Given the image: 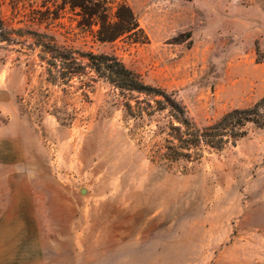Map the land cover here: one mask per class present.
I'll list each match as a JSON object with an SVG mask.
<instances>
[{
    "label": "rangeland",
    "instance_id": "rangeland-1",
    "mask_svg": "<svg viewBox=\"0 0 264 264\" xmlns=\"http://www.w3.org/2000/svg\"><path fill=\"white\" fill-rule=\"evenodd\" d=\"M125 1L148 42H99L64 0H0V264H264V126L172 160L160 97L89 66L54 82L45 47L117 56L203 127L264 96V0Z\"/></svg>",
    "mask_w": 264,
    "mask_h": 264
},
{
    "label": "trees",
    "instance_id": "trees-1",
    "mask_svg": "<svg viewBox=\"0 0 264 264\" xmlns=\"http://www.w3.org/2000/svg\"><path fill=\"white\" fill-rule=\"evenodd\" d=\"M64 5L77 11L81 17L78 26L87 28L99 42H112L124 37L131 43L148 42L147 34L140 27L136 15L125 0L115 6H112L110 0H64ZM1 36L3 39H9L7 34ZM45 47L55 59L60 60V69L48 73V77L54 82L67 80L72 75L82 73L84 68L89 66L98 77L107 80L116 88L160 97L155 99L156 104L160 109L169 107L178 121V125L172 126L176 141L168 146V156L172 160L198 159L201 144L221 150L227 143L235 144L244 137L249 123L257 127L264 126V96L250 107L232 109L213 124L200 127L188 116L186 107L173 93L145 83L140 74L127 67L117 56L109 53H83L52 42H47ZM258 54L260 55L259 52ZM83 59H86V62H83Z\"/></svg>",
    "mask_w": 264,
    "mask_h": 264
}]
</instances>
